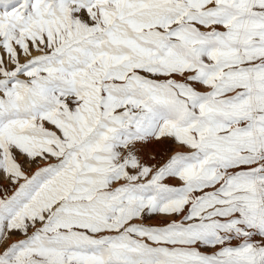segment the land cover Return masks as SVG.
Instances as JSON below:
<instances>
[{"label":"snow or ice","instance_id":"obj_1","mask_svg":"<svg viewBox=\"0 0 264 264\" xmlns=\"http://www.w3.org/2000/svg\"><path fill=\"white\" fill-rule=\"evenodd\" d=\"M0 264H264V0H0Z\"/></svg>","mask_w":264,"mask_h":264}]
</instances>
